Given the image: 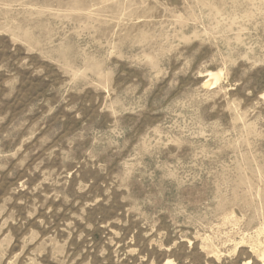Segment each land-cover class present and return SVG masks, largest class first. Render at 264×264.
Listing matches in <instances>:
<instances>
[{"label":"rangeland","instance_id":"obj_1","mask_svg":"<svg viewBox=\"0 0 264 264\" xmlns=\"http://www.w3.org/2000/svg\"><path fill=\"white\" fill-rule=\"evenodd\" d=\"M255 252L264 0H0V264Z\"/></svg>","mask_w":264,"mask_h":264},{"label":"bare ground","instance_id":"obj_2","mask_svg":"<svg viewBox=\"0 0 264 264\" xmlns=\"http://www.w3.org/2000/svg\"><path fill=\"white\" fill-rule=\"evenodd\" d=\"M220 80H221V74L220 73L209 72L207 74V80H206L205 86L206 87H212V86L216 85ZM255 251H257V250H255ZM255 253H256L257 257H260L264 261V252L261 254H259L258 252H255Z\"/></svg>","mask_w":264,"mask_h":264}]
</instances>
